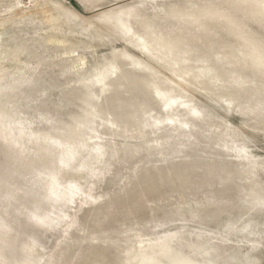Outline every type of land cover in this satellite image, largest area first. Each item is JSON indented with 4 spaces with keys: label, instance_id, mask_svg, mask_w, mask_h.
Masks as SVG:
<instances>
[{
    "label": "rangeland",
    "instance_id": "1",
    "mask_svg": "<svg viewBox=\"0 0 264 264\" xmlns=\"http://www.w3.org/2000/svg\"><path fill=\"white\" fill-rule=\"evenodd\" d=\"M0 0V264H264V0Z\"/></svg>",
    "mask_w": 264,
    "mask_h": 264
},
{
    "label": "bare ground",
    "instance_id": "2",
    "mask_svg": "<svg viewBox=\"0 0 264 264\" xmlns=\"http://www.w3.org/2000/svg\"><path fill=\"white\" fill-rule=\"evenodd\" d=\"M68 3H70V0H66ZM78 3V2H77ZM79 4V3H78ZM72 6V5H71ZM79 6L81 7L80 9H77V8H75V7H73L76 11H78L79 13H81L82 15H84V16H89L90 15V13L89 12H86L84 9H83V7L79 4Z\"/></svg>",
    "mask_w": 264,
    "mask_h": 264
},
{
    "label": "water",
    "instance_id": "3",
    "mask_svg": "<svg viewBox=\"0 0 264 264\" xmlns=\"http://www.w3.org/2000/svg\"><path fill=\"white\" fill-rule=\"evenodd\" d=\"M70 4H71L73 7L77 8V9H80V8H81V7L79 6V4H78L75 0H70Z\"/></svg>",
    "mask_w": 264,
    "mask_h": 264
}]
</instances>
